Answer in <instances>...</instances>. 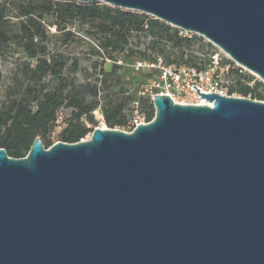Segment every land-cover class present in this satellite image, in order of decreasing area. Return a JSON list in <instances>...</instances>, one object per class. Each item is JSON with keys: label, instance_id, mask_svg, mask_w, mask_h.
I'll return each instance as SVG.
<instances>
[{"label": "water", "instance_id": "water-1", "mask_svg": "<svg viewBox=\"0 0 264 264\" xmlns=\"http://www.w3.org/2000/svg\"><path fill=\"white\" fill-rule=\"evenodd\" d=\"M202 37L264 84V0H74ZM155 95L131 133L0 149V264H264V102Z\"/></svg>", "mask_w": 264, "mask_h": 264}, {"label": "trees", "instance_id": "trees-1", "mask_svg": "<svg viewBox=\"0 0 264 264\" xmlns=\"http://www.w3.org/2000/svg\"><path fill=\"white\" fill-rule=\"evenodd\" d=\"M9 14L14 15V24L10 23ZM75 23L89 25L99 35V51L95 54L111 62L108 71L99 69L100 77L96 79V84L101 87L109 84L117 87L118 93H114V97L107 96L102 107L104 124L109 129L124 126L128 118L126 106L137 99V91L147 79L157 74L155 70L134 71L130 66L135 61H150L153 54L163 53L168 48L178 52L180 57L185 56L184 64L200 68L198 57L190 52L191 47L197 45L207 52L212 48L202 37L180 35L178 29L154 17L100 2L0 0V56L7 47L14 45L28 60L22 63L20 70L23 94L0 108V149L11 158L25 157L37 137L44 146L47 145L45 148L50 147L48 137L57 126L60 109H66L68 113L61 121L64 127L59 133V141L77 143L93 131L92 112L98 107L97 85H75L65 75L66 61L62 55L48 52L46 47L52 26L57 33H64L63 41L67 42L71 37L68 27ZM131 35H135L137 41L142 36L148 43L142 48L138 43L131 45ZM118 61L121 64H117ZM166 62L173 64L175 61L167 59ZM72 64L76 68L77 63L73 61ZM222 64L230 65L228 75L232 84L228 95L264 100L263 83L253 81L251 76L234 68L227 60ZM137 80L138 86L124 95V87ZM120 94L122 98H118ZM140 103L147 119L151 120L154 116L152 103L146 98L140 99Z\"/></svg>", "mask_w": 264, "mask_h": 264}, {"label": "rangeland", "instance_id": "rangeland-1", "mask_svg": "<svg viewBox=\"0 0 264 264\" xmlns=\"http://www.w3.org/2000/svg\"><path fill=\"white\" fill-rule=\"evenodd\" d=\"M1 1L6 2L9 0ZM8 18L11 24H14L16 22V19L14 18L13 14H9ZM68 28L71 29V37L68 39L67 42L63 41L64 33H57L53 26L49 29L50 38L49 42L46 44L47 51L59 53L60 55H62V57L66 61L65 75L70 80H72L75 85L88 84L93 86L96 84V79L100 77L99 69L102 68L104 69V71H108L110 69L111 62L107 59L102 60L100 56L95 54V51H99V35H96L89 25H79L75 23L72 26H69ZM68 28L66 30H68ZM147 41L148 40L142 36L138 41L135 35H131L130 37L131 45H135L136 43H138L140 44L139 46L141 48L148 43ZM203 41L208 43L205 39H203ZM211 47L212 48L208 52L206 49H201L197 45L191 47L190 52L196 57H198V65L204 66L208 60L209 55L213 53H218L220 62H222L223 60L231 62L228 56L222 54L216 46L211 44ZM155 54L162 55L165 60L169 59L175 61L173 64H184L183 61L185 60V56L180 57L178 52L172 51L168 48H165L163 53L157 52ZM25 61H28L26 56L22 52H20L19 49L14 45H10L9 47H7L3 51V54L0 56V108L6 107L11 103V101L19 98L23 94L24 83L22 82L20 70L22 63ZM73 61L77 63L76 68H74L72 64ZM231 63L234 68H238L243 73L251 76L253 81L263 83L260 78L254 73L246 70L245 68L236 66V64H234L233 62ZM138 80H140V78ZM138 80L135 81L133 84L126 85L124 87V90L126 92L124 95L130 94L132 89L138 86ZM252 83L253 82H251L250 85H252ZM96 85L99 89L97 96L98 107L92 112V115L95 120V125L93 126V129L107 128L106 125H102V123L100 122V116L102 115V107L105 103L104 101L107 96L114 97L116 95L114 93L117 92V87L113 86L112 84L102 87L99 84ZM88 93L89 92H87V94ZM122 96L123 95L120 94L118 98H122ZM233 97L242 96L239 94H234ZM246 98L251 99L250 96ZM88 99L90 98L88 97ZM67 113L68 111L66 109L59 110L57 126L48 137V145H53L54 143L59 141V133L64 127V124H62L61 121L67 116ZM125 113L128 117L130 116L131 108L129 104L126 106ZM90 127L92 126L90 125ZM113 129L122 130L121 127L118 126ZM89 135L90 134H88L86 137H89Z\"/></svg>", "mask_w": 264, "mask_h": 264}, {"label": "built area", "instance_id": "built-area-1", "mask_svg": "<svg viewBox=\"0 0 264 264\" xmlns=\"http://www.w3.org/2000/svg\"><path fill=\"white\" fill-rule=\"evenodd\" d=\"M179 34L183 36L191 35L182 30H179ZM220 52L224 54L221 50ZM117 64H121V62L118 61ZM130 67L134 71L141 69L155 70L157 74L147 79L138 89L137 99H134L130 104V116L124 126L121 127V131L125 133H131L138 125H144L152 121V119H147L146 113L141 107L140 99L142 98H146L152 103L155 95H167L177 104L201 106L203 99L200 98V95L198 96L196 89L192 86L199 89V94L233 97V95H228L232 84L228 75L230 65L222 64L218 53L209 55L206 64L200 68L186 64H169L160 54L153 55L150 61H135ZM261 102H264V100ZM100 122L105 125L102 115L100 116ZM88 138L86 137V139ZM81 141H84V139H81Z\"/></svg>", "mask_w": 264, "mask_h": 264}, {"label": "bare ground", "instance_id": "bare-ground-1", "mask_svg": "<svg viewBox=\"0 0 264 264\" xmlns=\"http://www.w3.org/2000/svg\"><path fill=\"white\" fill-rule=\"evenodd\" d=\"M200 105H201V106H203V105H209V103H208L207 101L203 100L202 103H201Z\"/></svg>", "mask_w": 264, "mask_h": 264}]
</instances>
